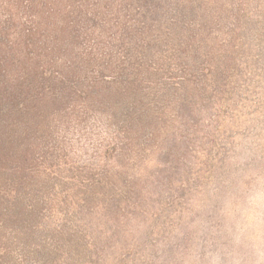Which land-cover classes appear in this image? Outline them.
I'll return each instance as SVG.
<instances>
[{"label":"trees","instance_id":"16d2710c","mask_svg":"<svg viewBox=\"0 0 264 264\" xmlns=\"http://www.w3.org/2000/svg\"><path fill=\"white\" fill-rule=\"evenodd\" d=\"M263 46L264 0H0V264L79 262V213Z\"/></svg>","mask_w":264,"mask_h":264},{"label":"rangeland","instance_id":"374dc122","mask_svg":"<svg viewBox=\"0 0 264 264\" xmlns=\"http://www.w3.org/2000/svg\"><path fill=\"white\" fill-rule=\"evenodd\" d=\"M250 64L242 69L249 88L204 96L198 129L185 134L179 119L160 138L163 152L147 150L127 165L109 191L115 196L79 213L88 225L85 256L58 264H264V51ZM191 110L183 114L192 118ZM169 149L174 157L164 155Z\"/></svg>","mask_w":264,"mask_h":264}]
</instances>
